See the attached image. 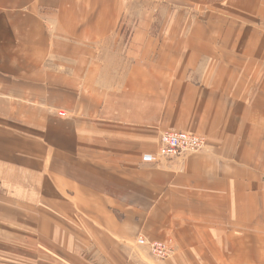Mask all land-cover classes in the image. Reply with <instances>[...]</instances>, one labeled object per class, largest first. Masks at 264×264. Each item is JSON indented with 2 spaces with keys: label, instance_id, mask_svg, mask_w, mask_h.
Instances as JSON below:
<instances>
[{
  "label": "crops",
  "instance_id": "0c3cea01",
  "mask_svg": "<svg viewBox=\"0 0 264 264\" xmlns=\"http://www.w3.org/2000/svg\"><path fill=\"white\" fill-rule=\"evenodd\" d=\"M0 264H264V0H0Z\"/></svg>",
  "mask_w": 264,
  "mask_h": 264
},
{
  "label": "built area",
  "instance_id": "2783aa9c",
  "mask_svg": "<svg viewBox=\"0 0 264 264\" xmlns=\"http://www.w3.org/2000/svg\"><path fill=\"white\" fill-rule=\"evenodd\" d=\"M207 137L201 134H193L187 131L166 129L161 133L160 145L156 153H146L142 161L149 164L160 163L177 157L203 150L207 145ZM138 244L148 245L151 254L157 259H166L173 247L164 241H148L139 238Z\"/></svg>",
  "mask_w": 264,
  "mask_h": 264
},
{
  "label": "rangeland",
  "instance_id": "374dc122",
  "mask_svg": "<svg viewBox=\"0 0 264 264\" xmlns=\"http://www.w3.org/2000/svg\"><path fill=\"white\" fill-rule=\"evenodd\" d=\"M173 253V252H172ZM172 253L168 256V257H166V259H168L171 255H172Z\"/></svg>",
  "mask_w": 264,
  "mask_h": 264
},
{
  "label": "bare ground",
  "instance_id": "6f19581e",
  "mask_svg": "<svg viewBox=\"0 0 264 264\" xmlns=\"http://www.w3.org/2000/svg\"><path fill=\"white\" fill-rule=\"evenodd\" d=\"M143 238V237H142ZM137 243H138V241H137Z\"/></svg>",
  "mask_w": 264,
  "mask_h": 264
}]
</instances>
